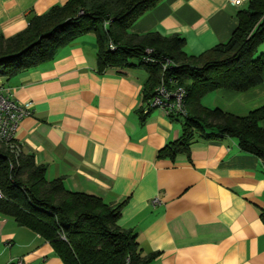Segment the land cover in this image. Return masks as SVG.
<instances>
[{"label": "crops", "instance_id": "0c3cea01", "mask_svg": "<svg viewBox=\"0 0 264 264\" xmlns=\"http://www.w3.org/2000/svg\"><path fill=\"white\" fill-rule=\"evenodd\" d=\"M248 1L162 0L129 31L177 34L184 52L198 56L230 38ZM66 2L0 0V34L13 36L34 15ZM96 52L95 35L86 33L59 47L51 60L0 77V87L32 111L14 135L21 151L45 165L48 180L62 178L68 190L110 204L125 201L118 225L137 233L144 254L159 252L151 264H264L261 160L232 137L196 139L189 153L159 157L181 135L182 116L159 108L144 112L145 67L133 60L99 72ZM201 102L246 115L264 105V73L252 88L216 90ZM4 239L0 264H63L47 240L0 215Z\"/></svg>", "mask_w": 264, "mask_h": 264}, {"label": "trees", "instance_id": "16d2710c", "mask_svg": "<svg viewBox=\"0 0 264 264\" xmlns=\"http://www.w3.org/2000/svg\"><path fill=\"white\" fill-rule=\"evenodd\" d=\"M160 1L67 0L54 5L31 17L23 31L10 37L0 34V77L49 61L59 47L93 33L99 72L134 61L145 67L144 104L153 96L161 74L168 87L184 88L181 135L167 142L159 157L173 159L189 153L196 139L232 137L241 150L256 155L264 165V105L239 116L201 102L216 90L245 91L261 83L264 51L258 49L264 43V0H249L237 12L238 25L230 38L198 56L184 52V38L177 34L129 31L138 17ZM109 41L114 49L108 47ZM146 48L156 63L142 61ZM165 60L172 65L161 73ZM45 172V165L36 163L32 154L21 151L14 157L0 143V215L47 240L63 264H151L158 256L159 252L144 254L137 233L118 225L125 201L110 204L97 195L68 190L62 178L48 180ZM259 217L264 223V209Z\"/></svg>", "mask_w": 264, "mask_h": 264}, {"label": "built area", "instance_id": "2783aa9c", "mask_svg": "<svg viewBox=\"0 0 264 264\" xmlns=\"http://www.w3.org/2000/svg\"><path fill=\"white\" fill-rule=\"evenodd\" d=\"M234 5H240L247 0H229ZM108 47L114 49L112 42H108ZM146 55L143 56L142 61L145 63H156L153 57L150 56L151 49H145ZM172 65L170 60H165L160 64L161 73L166 70L168 66ZM185 90L183 87L177 86L170 88L166 84L164 78L160 77L157 86L154 89L153 96L147 100L144 107V112H148L152 108L162 109L167 115L179 114L184 116L186 109L184 105ZM30 104H21L12 96L5 92L0 87V143H2L13 155L17 157L21 153V146L15 140L14 135L20 120L31 114ZM3 193L0 186V199ZM156 201V200H154ZM13 264H22L20 260H16Z\"/></svg>", "mask_w": 264, "mask_h": 264}, {"label": "rangeland", "instance_id": "374dc122", "mask_svg": "<svg viewBox=\"0 0 264 264\" xmlns=\"http://www.w3.org/2000/svg\"><path fill=\"white\" fill-rule=\"evenodd\" d=\"M258 51H264V43L260 45ZM5 242H6V239L2 240V242H0V246L4 245L5 246Z\"/></svg>", "mask_w": 264, "mask_h": 264}]
</instances>
